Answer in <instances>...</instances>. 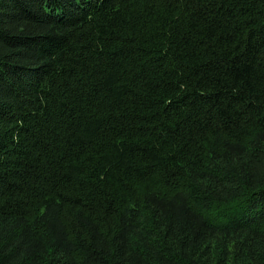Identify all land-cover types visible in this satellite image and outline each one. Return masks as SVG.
<instances>
[{
  "label": "trees",
  "instance_id": "16d2710c",
  "mask_svg": "<svg viewBox=\"0 0 264 264\" xmlns=\"http://www.w3.org/2000/svg\"><path fill=\"white\" fill-rule=\"evenodd\" d=\"M0 264H264V0H0Z\"/></svg>",
  "mask_w": 264,
  "mask_h": 264
}]
</instances>
